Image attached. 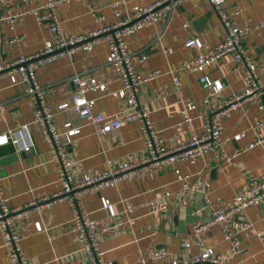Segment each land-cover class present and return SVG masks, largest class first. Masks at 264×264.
<instances>
[{"label": "crops", "instance_id": "1", "mask_svg": "<svg viewBox=\"0 0 264 264\" xmlns=\"http://www.w3.org/2000/svg\"><path fill=\"white\" fill-rule=\"evenodd\" d=\"M41 0H0V63L20 54H29L44 47L50 37L46 26L32 12ZM154 0H58L60 25L66 33H78L96 27L100 22H112L126 12L147 5ZM231 19L237 24L264 19V0H220ZM97 9L99 19L91 14ZM21 13V14H19ZM207 16L198 24L197 20ZM19 14V15H18ZM11 15H18L14 21ZM20 35L13 42L6 37ZM188 36H197L203 49L216 44L223 36V26L215 11L204 0H181L172 9L170 17L155 18L124 35V41L139 77L153 68L163 73L142 81L139 99L149 109V117L157 136L166 146L185 141L202 130L203 114L212 105L226 100L233 92L244 87L237 62L223 55L220 63L206 65L203 72L219 78L224 86L203 100L206 89L198 81V73L180 69L181 61L194 55V49L184 45ZM247 52L257 63L258 76L264 81V29L249 30L244 37ZM161 43L170 45L172 51L163 53ZM108 45L100 40L86 51L76 49L69 57L60 55L49 63L41 64L37 78L46 91L49 108L59 130L64 121L80 126L74 136L63 134L69 156L75 161L73 174L100 173L115 167L124 160L144 154V140L139 120L125 121L118 129L96 134L86 117L72 109L59 110L57 104L69 101L75 87L72 76H95L106 82V89L87 91L94 97V108L104 115L115 116L125 107V101L112 93L121 85L113 66L107 62ZM169 69L176 70L180 87L176 88ZM189 97L195 107L186 109ZM264 116V97L261 94L243 100L230 108L222 118L224 148L232 152L245 146L254 136L250 127ZM33 104L22 83H11L7 74H0V132L29 122L33 146L30 152L16 151L18 158L0 163V184L7 201L12 206L27 203L34 197L51 195L59 187V165L53 148L46 144L35 123L32 122ZM244 131L240 136L239 132ZM15 151L11 143L0 145V156ZM214 168L212 172L211 169ZM264 177V142L248 148L230 160L205 151L201 156L178 160L162 168L144 173L130 180H119L90 189L82 196L89 215L101 220L98 229L99 246L105 264H133L140 252L149 256L165 251L160 259L148 258L147 264H166L174 255H188L203 246H212L223 255H229V243L223 238L218 224L213 223L197 238L192 225L209 216L202 209L206 193L213 206H219L244 187L250 177ZM197 184L194 191L181 197L164 196V191H174L182 183ZM200 181H204L200 183ZM110 200L102 207L101 197ZM152 199L165 202V209L151 212L146 203ZM126 208H132L129 213ZM244 215L253 228L264 232V205L250 204ZM71 212L65 200H55L41 211L29 209L17 226L21 233V246L31 264H87L80 249L81 242L69 228ZM240 250L230 255L228 264H264V236L254 230L237 233ZM184 242H189L185 247ZM0 264H10L2 245L0 234Z\"/></svg>", "mask_w": 264, "mask_h": 264}, {"label": "built area", "instance_id": "2", "mask_svg": "<svg viewBox=\"0 0 264 264\" xmlns=\"http://www.w3.org/2000/svg\"><path fill=\"white\" fill-rule=\"evenodd\" d=\"M58 0H41L32 12L38 21L44 24L50 37L45 41L44 47L29 54H20L13 59L0 63V74L9 76L11 83H22L24 91L33 104L32 122L38 127L42 139L50 145L55 153L59 165V187L51 195H42L30 199L27 203L12 206L8 203L0 184V234L2 245L10 264H31L21 246V233L17 223L29 209L41 211L49 207L55 200H65L70 208L71 217L69 228L81 242L80 249L84 253L87 264H105L102 250L99 246L98 229L100 219L91 217L84 208L82 196L90 189H98L104 185L115 183L119 180H130L144 173L162 168L178 160L193 156H201L205 151H211L214 155L226 160L232 159L242 151L264 142V116L257 119L251 128L253 138L243 147L232 152H226L224 148L225 137H222V118L230 108H234L243 100L251 99L257 94L264 97V81L258 76L257 63L247 52L244 37L249 30L264 29V19L246 24H237L220 0H204L215 11L222 26L223 36L213 46L203 49V43L197 36H188L184 45L194 49V55L181 61L180 69H189L198 73V81L206 89L203 100L208 102L210 96L219 91L224 82L219 78H211L203 72L206 65L213 62L220 63L223 55H229L237 62L242 73L244 87L239 92H233L226 100L212 105L209 111L203 114L202 130L180 143L172 146L164 145L157 136V130L149 117L148 106L139 99V89L142 81L152 79L163 73L161 68H153L139 77L137 68L133 64L127 50L124 35L143 25L147 21L162 17L168 19L172 9L181 0H154L140 6L133 11L126 12L123 16L112 22H100L96 27L78 33H66L60 25L57 11ZM97 9L91 7V14L99 19ZM21 14V13H19ZM18 14V15H19ZM18 15H11L14 21ZM2 16L0 15V21ZM1 33V32H0ZM20 35L5 38L7 42L20 39ZM1 39V36H0ZM104 40L108 45L106 60L113 66L115 73L121 81L120 87L112 91L125 101V107L115 116L104 115L94 108V97H88L87 91L106 89V82L95 76L81 78L74 74L71 78L75 87L69 101L57 104L59 110L72 109L81 117H86L96 134L110 132L118 129L125 121L139 120V129L144 140V154L138 158L124 160L115 167L100 173L83 172L79 177L73 174L75 161L69 156L67 142L63 140V134L74 136L80 132V126H75L71 121H64L63 130H59L53 119L54 112L49 108L46 91L38 81L36 70L44 63L53 61L60 55L71 56L76 49L90 50L98 41ZM163 53L172 51L170 45L161 43ZM176 88L180 87V80L176 70L169 69ZM186 109L195 107V103L185 98ZM244 131L239 135L243 136ZM11 143L15 151H30L33 146L29 122L9 128L0 132V145ZM204 181H200L203 183ZM195 183L184 181L182 186L174 191H164V196L173 194L183 196L187 191H194ZM102 207H108L110 200L102 196ZM151 212L165 209V202L152 199L146 203ZM250 204L264 205V177L259 178L250 175L246 185L233 196L219 206H213L207 194H203L201 208L209 210V216L192 225V234L197 238L208 230L213 223L219 225L223 238L229 243L230 254L223 255L216 252L212 246H203L197 252L188 255H174L166 264H228L230 255L240 250L237 233L242 230H254L257 236H264V232L253 228V223L244 215L245 208ZM132 208H126L129 213ZM185 247L189 242H184ZM165 251H156L149 256L140 252L138 259L133 264H147L148 258L160 259Z\"/></svg>", "mask_w": 264, "mask_h": 264}, {"label": "water", "instance_id": "3", "mask_svg": "<svg viewBox=\"0 0 264 264\" xmlns=\"http://www.w3.org/2000/svg\"><path fill=\"white\" fill-rule=\"evenodd\" d=\"M206 16H207V13H205L204 17H201L200 19H198L197 23L200 24L205 19ZM67 148H68V145H67ZM30 151H25V152H30ZM23 152L24 151H22L21 154H23ZM17 158H18L17 152L11 151L3 156H0V163L13 161V160H16ZM211 171L213 172L214 168H212Z\"/></svg>", "mask_w": 264, "mask_h": 264}]
</instances>
